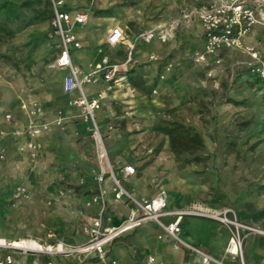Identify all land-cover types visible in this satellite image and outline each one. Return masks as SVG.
<instances>
[{
  "label": "rangeland",
  "instance_id": "obj_1",
  "mask_svg": "<svg viewBox=\"0 0 264 264\" xmlns=\"http://www.w3.org/2000/svg\"><path fill=\"white\" fill-rule=\"evenodd\" d=\"M169 2L175 7L172 14ZM190 2L79 1L93 18H100L94 33L97 39L102 40L108 27L120 24L126 40L134 43L154 27H176L163 51H153L154 59L146 58L129 79L134 94L154 100L161 110L152 116L142 106L138 113L135 108L109 113L104 128L98 121L104 143L119 175L124 166L137 163L139 172L154 174V187L183 191L191 202L230 205L264 227V88L241 50L220 51L217 58L223 64L219 65L193 61L196 49H184L192 43L185 30L196 38L200 22L185 17L192 10ZM48 10L49 0H0V120L19 124L23 138L10 157L4 152V159L0 158V238L8 243L79 244L77 226L84 215L79 202L91 192L98 167L92 125L79 113L73 116L59 109L55 117L40 121L41 117L31 118L22 109L23 102L31 101L57 109L60 76L50 61L55 43L45 34ZM256 25L261 24L248 31L244 44L255 47L246 39ZM174 42L169 49L167 44ZM219 68L224 73L221 80L214 77ZM32 121L49 123L37 138V156L27 149ZM25 137L28 140L23 143ZM110 150L125 153L134 162L127 157L124 165L115 164ZM47 260L76 264L73 256L28 255L20 261L44 264Z\"/></svg>",
  "mask_w": 264,
  "mask_h": 264
},
{
  "label": "built area",
  "instance_id": "obj_2",
  "mask_svg": "<svg viewBox=\"0 0 264 264\" xmlns=\"http://www.w3.org/2000/svg\"><path fill=\"white\" fill-rule=\"evenodd\" d=\"M51 9L50 38L57 40L58 57L52 64L53 68L67 71L64 79V89L69 95H73L68 105L79 110L80 116L92 125V133L98 148V172L94 178L95 188L87 206L96 205L97 215L90 219H82L79 222V233L85 240L76 245H68L57 241L54 245L41 244L38 249H24L13 247V243L4 240L0 245V264H25L19 260L28 255H46L57 257H76V264H84L90 259H96L100 264H120L118 260L110 258L109 248L112 242L119 236L132 231L145 222L156 223L164 230L175 243L176 247H186L203 258L204 264L210 262L221 264L212 257L202 253L198 249L187 244L181 237V222L184 217H200L215 220L230 232V239L226 247V254L232 259L239 260L240 264H246L244 254V241L250 235H264V230L242 223L233 208L213 209L205 205H195L184 209L170 208L167 203V191L158 187L156 194L151 199H138L122 183L124 178L135 174L136 169L132 165L124 166L121 176L114 170L106 149L104 139L97 120V112L108 94L115 90H133L129 82V71L132 65V51L134 44L129 45L127 60L122 64H114L109 56L104 54L100 62L89 72H84L72 59V53L82 48L75 30L78 26L89 21L88 10H65L62 0H49ZM262 17L257 18V13ZM264 0H209L208 5H201L186 13V18L195 17L203 29L202 48L193 55V61L198 65L213 66L220 64L219 59L210 61V57H217L218 53L225 49H238L250 58L249 65L252 72L261 81L264 88V51H259L253 46L244 44L243 38L255 24L264 26ZM175 25H163L149 29L139 35V39L145 43L157 40L161 44L170 41L175 32ZM110 46L126 44L124 31L113 28L107 37ZM154 55L148 56L153 60ZM99 82L104 84L102 89L94 97H89L86 92L88 85ZM24 109L31 118L43 117L44 109L37 102H23ZM11 114L5 119L10 121ZM60 122L61 117H57ZM57 118L54 121L57 124ZM49 123H34L28 126L29 142L27 149L32 156H37L40 144L37 141L41 132L47 131ZM3 140L0 134V158L4 159ZM110 183L114 193V201L131 208L128 217L117 227H105L104 219L108 206V189L106 183ZM51 236V235H50ZM49 236V237H50ZM30 241V240H21ZM38 264V263H34ZM44 264H53L46 261ZM145 264H155L153 257H148ZM258 264H264L260 262Z\"/></svg>",
  "mask_w": 264,
  "mask_h": 264
},
{
  "label": "crops",
  "instance_id": "obj_3",
  "mask_svg": "<svg viewBox=\"0 0 264 264\" xmlns=\"http://www.w3.org/2000/svg\"><path fill=\"white\" fill-rule=\"evenodd\" d=\"M80 0H65L64 8L65 10H87L82 7L79 3ZM173 1V0H169ZM191 1L189 6L193 9L195 7L204 5L209 0H189ZM173 3V2H172ZM174 4V3H173ZM169 12L172 14L175 7L170 4ZM89 11V10H88ZM47 25L45 26L46 37H50V20H51V9L49 5L48 10ZM89 21L87 24L78 26L75 30L77 37L79 38L82 48L75 50L72 53V59L76 65H78L84 72H89L92 70L101 60L104 54H107L114 64H122L127 60L129 45L134 44V49L132 51V65L129 71V78L135 76L139 72L140 67L147 61L148 56L153 54V51H163V46L166 44H161L157 40L151 43H145L142 40H138L135 43L128 41L130 44H120L117 46H110L107 43V37L113 28L119 27L123 30V25H117L113 27H108L104 32V37L97 39L94 37V33L97 30L99 16L96 18L92 17V13L89 11ZM198 35L196 38L193 34H189V29L185 30L186 37L192 43L189 49L184 48L186 51H191L196 49V51L202 48L203 40V29L200 24H198ZM124 31V30H123ZM52 39V38H51ZM187 39V40H188ZM264 27L262 25H256L251 32V35L246 39L247 43L250 45H255L256 48L264 51ZM55 43V50L50 54V61L54 63L58 57L59 49L58 42L52 39ZM169 45V46H168ZM169 49L175 47L174 43L167 44ZM218 59L217 57H210V61ZM221 61V60H220ZM223 61V60H222ZM52 63V64H53ZM222 62H220L221 64ZM223 64V63H222ZM57 74L60 76L59 84L57 86V109L55 105L50 103H41L44 109V115L39 120L44 121L49 117H55L59 109H63L65 113L76 115L79 110L68 105L69 99L73 95H69L64 89V79L67 76L66 70H61L54 68ZM218 69V68H217ZM224 73L221 72L220 68L215 71L214 77L221 80ZM102 89H104V84L99 82L94 85H88L86 87V92L89 97H94ZM136 95V96H135ZM142 94L136 92L132 94L130 91L125 90H115L108 94L107 98L103 101L100 110L97 112V120L100 122L102 128H104L105 123L108 120V114L117 111L118 109L134 110L138 113L137 109L139 107H145L144 113L148 115H154L161 110V107L154 100H145ZM19 104V101H16ZM150 109V111H148ZM142 110L140 111V113ZM143 114V113H142ZM130 120L127 122L129 125ZM84 125H79L82 129ZM20 128L19 124H8L4 122V119L0 120V134L3 140V151L7 157H10L11 153L16 151L17 146L20 143ZM84 138V137H83ZM28 138L25 137L23 143L27 142ZM46 140V139H45ZM119 150V149H118ZM112 160L115 164H122L127 160L125 153L119 154L117 150H110ZM128 161L134 162L131 157ZM133 164V165H132ZM136 172L134 175L124 178L123 185L138 199H151L157 192L158 186H153L154 174L151 171L145 170V172H139V165L137 163H130ZM98 172V167L95 170L94 178ZM121 176V175H119ZM108 189V206L106 209L104 225L105 227H117L119 226L130 214L131 208L122 203L114 201V193L112 191V186L108 182L106 183ZM95 188V181H93V188L89 194L80 200L79 205L84 209V215L80 219H90L97 215L98 207L96 205L87 206L88 200L92 197ZM167 203L170 208L174 209H184L193 207L195 205H205L213 209L222 208H233L230 205H216L208 204L204 202H191L190 199L183 193V191H173L172 189H167ZM234 209V208H233ZM235 210V209H234ZM236 211V210H235ZM239 220L247 225L259 227L264 230V227L257 226L249 218L241 216L236 211ZM79 221V222H80ZM79 226V223H78ZM77 226V235L81 237L80 243L85 240V237L79 233ZM181 237L182 239L192 247L198 249L202 253L212 257L221 264H240L239 260L232 259L226 254L225 250L230 239V232L221 223L200 217H184L181 222ZM2 239V238H0ZM4 240V239H3ZM6 240V239H5ZM77 244V243H76ZM71 243L70 245H76ZM110 258L116 259L120 264H145L148 257H153L155 264H204L203 258L198 253L186 248V247H176V243L161 229L156 223L147 221L142 226L129 231L118 238H116L110 248ZM244 254L246 264H258L260 262L264 263V235H250L244 241ZM21 260V259H20ZM19 260V261H20ZM21 262V261H20ZM86 264H100L96 259H90ZM209 264H218L210 262Z\"/></svg>",
  "mask_w": 264,
  "mask_h": 264
},
{
  "label": "bare ground",
  "instance_id": "obj_4",
  "mask_svg": "<svg viewBox=\"0 0 264 264\" xmlns=\"http://www.w3.org/2000/svg\"><path fill=\"white\" fill-rule=\"evenodd\" d=\"M264 16V14H263ZM4 240L0 239V245H3ZM13 247L16 248H24V249H38V243L33 240L30 241H14L12 244Z\"/></svg>",
  "mask_w": 264,
  "mask_h": 264
},
{
  "label": "trees",
  "instance_id": "obj_5",
  "mask_svg": "<svg viewBox=\"0 0 264 264\" xmlns=\"http://www.w3.org/2000/svg\"><path fill=\"white\" fill-rule=\"evenodd\" d=\"M130 79V78H129Z\"/></svg>",
  "mask_w": 264,
  "mask_h": 264
}]
</instances>
